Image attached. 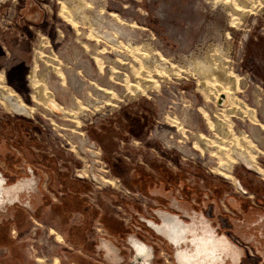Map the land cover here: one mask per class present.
<instances>
[{
    "label": "rangeland",
    "instance_id": "1",
    "mask_svg": "<svg viewBox=\"0 0 264 264\" xmlns=\"http://www.w3.org/2000/svg\"><path fill=\"white\" fill-rule=\"evenodd\" d=\"M4 1L0 0L1 81L20 101L33 107L34 114L28 115L32 119H25L11 114L10 108H0V170L16 177L23 175V166L30 165L36 173L30 181L39 184L45 206L20 227L12 226L13 250L5 258V246L0 245V261L182 264L176 249L179 246H171L163 231L169 212L155 200L160 191L165 192L162 183L167 186L160 178H164L161 168L195 186L202 183L198 170L208 178L205 187L211 176L231 188L239 178L249 190L248 200L258 203L254 190L264 189V180L246 171L242 162L236 161L233 177L224 180L213 165L203 167L191 156H198L202 150L197 137L203 135L209 141L205 156L215 163L231 157L229 146L237 144L264 168V0H81L87 6L91 25L75 20V11L64 13L63 0ZM116 40L123 43L121 48ZM112 47L122 51L121 58L114 56ZM199 52H217L224 58V70L234 83L233 90L228 89L231 94L226 107H219L217 97L222 91L218 92L216 81H208L205 89L196 74L184 66ZM144 55L153 62L151 66L142 58ZM114 59L119 61L112 62ZM53 65L58 66L56 73ZM31 72L30 83L27 75ZM36 75L46 78L43 87L52 92L60 109L75 117L61 115L33 99L35 85L40 82ZM131 85L137 89L134 91ZM250 109L253 116L248 114ZM255 126H259L262 139L252 134L250 127ZM169 136L174 147L164 143ZM216 147L223 148V155H227L216 152ZM188 152L193 155L181 154ZM84 171L87 176L79 179ZM141 172L152 177L151 186L158 178L162 183L145 192L135 185L134 177ZM113 179L130 193L115 185ZM13 180L14 187L22 183L30 187L28 180ZM147 180H141L142 187ZM13 186L8 188L15 193ZM175 191L181 197L178 188ZM58 192L68 194L73 203L82 201L98 207L127 224L130 232L124 238L108 237L118 248L117 254L96 259L76 252L79 249L73 241V223L77 204L59 216L52 207L59 201ZM126 205L138 219H133ZM146 219L156 223L158 229L148 225ZM182 219L190 227L187 235L195 239V226L200 222L192 217ZM263 226L259 236L264 234ZM52 229L55 233L49 234ZM103 230L95 226V231L105 237ZM55 234L61 236L60 243ZM130 241L145 258L136 259ZM194 243L198 244L196 240ZM185 244L183 241V247ZM191 249L188 246L189 252ZM149 253L154 257L147 258ZM256 260L258 264L263 262V258H254L247 263L256 264ZM213 263V258L206 257L204 264Z\"/></svg>",
    "mask_w": 264,
    "mask_h": 264
},
{
    "label": "crops",
    "instance_id": "2",
    "mask_svg": "<svg viewBox=\"0 0 264 264\" xmlns=\"http://www.w3.org/2000/svg\"><path fill=\"white\" fill-rule=\"evenodd\" d=\"M27 166L30 167V165ZM14 170L18 171V169ZM159 170L164 176V178L161 176L160 178L167 182V186L159 180L160 178H158L155 182L153 181V186L158 185L159 182L160 184L162 183L165 191L163 194L161 193L162 191H160V197L156 196L155 200H157L159 204H163L164 209L170 212V215L167 214L170 220L175 218L180 219L182 222V218L191 219L192 217L193 220H197L203 225L206 221L207 223L209 222L212 224L214 221L215 228H219L222 232L220 233L221 236L215 239L217 241L215 244L219 246V251H217V253L221 255L217 264H219L220 261L222 263L230 261L232 264H238L246 256L252 258H263L262 264H264V234L260 236L258 235V231L263 225L261 224V219L258 218H260L261 215H264V189L259 188L254 190V192L258 194L259 198L257 200L258 203L253 204L246 196L240 195L234 187L231 188V185L212 176L209 178V182L206 181L207 187H205V179L208 178L205 175H202L201 170H198L197 173L202 179V183L197 186L188 183L186 179H182V176L173 174L166 169L161 168ZM137 174V178L134 177L136 182L135 185L139 186V188L143 189L145 192L152 190V177L144 174L143 172ZM142 179L145 181L148 179L147 182H149L148 185H150H147V187L146 182L144 183V187H142ZM28 181L30 184V180ZM175 188H178L181 197L176 196ZM26 191L27 194H36V201H34L33 204H24L25 213L23 221L26 220L27 217L30 218L34 216L42 206H45L44 194H39V184L37 185L36 183V187L33 186L31 189L26 188ZM67 198L69 199L64 200V202L66 201L65 205L63 201L58 198L59 201L54 203L52 207L56 210V212H58V215L61 216L62 212L64 213L68 207L73 204H77L75 208L77 216L73 223L75 228V238L73 241L76 242V246L79 249V251L76 250V252H83L85 255L89 254L91 258L94 257L96 259H110L111 255L117 254L118 248L113 243V239L116 237L122 239L129 234L130 231L127 224L125 226L122 221L105 213L98 207L94 208L92 205H88L82 201H75L73 203L70 196ZM126 207L133 219L134 217L135 219L139 218L138 216H135V211L133 209H130L128 205H126ZM37 215H39V213H37L36 216ZM253 222L258 224L256 226H252L254 224ZM97 224L104 228V232L106 234L105 237L107 238H105L101 233L95 231V226ZM12 226L9 227L10 230ZM109 236L113 239H109ZM97 242L105 243L106 248H102V246L96 247L95 244ZM9 246L10 251L5 254V258H7V255H11L13 250L11 239ZM0 264H6V262L1 260Z\"/></svg>",
    "mask_w": 264,
    "mask_h": 264
},
{
    "label": "bare ground",
    "instance_id": "3",
    "mask_svg": "<svg viewBox=\"0 0 264 264\" xmlns=\"http://www.w3.org/2000/svg\"><path fill=\"white\" fill-rule=\"evenodd\" d=\"M65 3H66V10L64 11V13H69L70 14V12L72 11V13H73V11H75L76 13H77V17H79V18H77L76 16H75V14L73 15L74 17H75V20H81V21H83V22H85V23H88L89 25H91V19H90V16L87 14V6L84 4V2H82L81 0H63ZM64 6V5H63ZM64 8V7H63ZM65 9V8H64ZM62 13V12H61ZM64 15H67V14H64ZM74 22V21H73ZM93 26V25H92ZM94 28V27H93ZM98 30V29H97ZM97 30L95 31L96 32V34L98 35V32H97ZM94 31V30H93ZM92 31V32H93ZM94 32V33H95ZM90 34H92L91 33V31H90ZM92 36V35H91ZM96 37V36H95ZM94 37V38H95ZM92 38H93V36H92ZM97 39H98V37H97ZM116 42H117V45L118 46H120L119 48H121V46H122V42H120L119 40H116ZM113 44V43H112ZM127 46V45H126ZM146 47V46H145ZM113 48V50L114 51H116V54H114V56L116 57H119V58H121L122 56V54H120L122 51H120V50H118V48H115V47H112ZM131 48V47H130ZM207 51V50H206ZM120 52V53H119ZM131 53V52H130ZM137 53V52H136ZM206 53V52H205ZM203 53V54H201V52H199V53H194V55H193V57H189V59L187 60V61H185V64H184V66L186 67V68H190V73H195L196 74V76H197V81L199 82V84L203 87V88H208L207 87V85L209 84V83H211L212 81L214 82V81H216V83H217V85H218V92L219 91H222V92H220L219 94H218V97H217V100H218V98H219V96H220V94H225V97L222 99V101H221V103L219 104V107H226L229 103H230V94H231V92H229V90L228 89H232V88H234V83L232 84V82H230L232 79H229V76H228V72H226L225 70H224V68H225V66L223 65L225 62H224V58L219 54V53H214V55H209L208 53ZM139 55H141V54H139ZM143 55V54H142ZM147 63L148 62H150V66H151V64L153 63V62H151L150 61V58H147L146 57V55H144L143 57H142ZM229 58V57H228ZM227 58V59H228ZM226 58H225V61L227 60ZM115 62V61H119L118 59L117 60H112V62ZM158 62V61H157ZM186 62H188V63H186ZM146 63V64H147ZM223 63V64H222ZM158 64H160V63H158ZM229 64V63H228ZM148 65V64H147ZM149 66V65H148ZM149 66V67H150ZM227 66V65H226ZM100 69V68H99ZM149 69V68H148ZM152 69V68H151ZM150 69V70H151ZM226 69V68H225ZM56 70H59L58 69V66H54L53 65V71L56 73ZM0 72H4L3 70H1ZM144 72H145V68H144ZM36 77H37V79L40 81L39 83H36V85H35V88H34V95H33V99L36 101V102H42L44 105H47L48 104V106L52 109V111H54V112H57V113H59V114H61V115H68V116H70V117H72V116H74L73 115V113H71L70 111L69 112H64L63 110H61L60 109V106H58V104L56 103V102H54V97H53V94H52V92H50V91H46L45 89H44V87H45V85H47V81H46V78L45 77H43V76H38V75H36ZM141 78V77H140ZM3 78L0 76V95L2 96V97H4V100H1L0 101V106H3V108L4 107H7V108H9V106L12 108V110H14V111H17V112H14V111H12L11 109L10 110H8L9 112H11L12 114H14L15 116H20V117H22V118H27V119H32L33 118V116H31V117H29L28 115L29 114H34L33 113V107H29L28 106V108H26L24 105H23V102L22 101H20L19 99V101H16L12 96H11V93H8V94H6V93H4L5 91L4 90H6V91H8L7 89H6V87H5V85L2 83V80ZM29 79H30V83L33 81V77H32V72L29 74ZM235 79V78H234ZM32 80V81H31ZM212 80V81H211ZM208 81H210L209 83H207ZM236 81V80H235ZM4 82V81H3ZM141 82V81H140ZM143 83V82H142ZM34 86V85H33ZM44 86V87H43ZM227 86H229V87H227ZM131 87L134 89V91H135V89H137V87L135 86V85H131ZM147 89L148 88H150V86H148V87H146ZM216 89V90H217ZM233 90V89H232ZM215 92V91H214ZM228 94H229V97H228ZM53 101V102H52ZM59 107V108H58ZM81 109H82V107L80 108L79 107V109H78V111L82 114V111H81ZM219 109V108H218ZM213 111H214V109H212ZM229 110V109H228ZM227 110V111H228ZM230 111H232V108H231V110ZM19 112H25V113H22V114H20ZM78 112V113H79ZM247 112V111H246ZM63 113V114H62ZM75 113H77V112H75ZM233 113H234V111H233ZM28 114V115H27ZM245 114V113H244ZM248 114H249V116H253V110H251L250 109V112H248ZM262 114V113H261ZM217 115V114H216ZM247 114H245V116H246ZM264 115V114H263ZM83 116H84V114H83ZM75 117V116H74ZM73 117V118H74ZM219 121V120H218ZM217 123V122H216ZM215 123V124H216ZM220 123H222V120H221V122ZM218 124V123H217ZM220 125V124H219ZM215 126V125H214ZM213 126V127H214ZM224 126V125H223ZM259 127V126H258ZM258 127H256L255 126V129H254V127H250V130H251V132H252V134L256 137V138H258V139H262V135L259 133V130H258ZM220 128V127H219ZM223 128V127H222ZM157 131V129H155V131H154V133H157L156 132ZM166 132H167V130H166ZM165 132V133H166ZM169 133H170V131H168ZM167 132V133H168ZM257 132V133H256ZM166 133V134H167ZM199 134H201V133H199ZM225 134H227L226 132H225ZM228 135H230L231 136V134H227V136ZM195 136V135H194ZM226 136V137H227ZM229 136V137H230ZM170 136L168 137V138H166V139H164V143L168 146V148L169 147H174V143H172V142H170ZM194 139V138H193ZM197 140L199 141V143L200 144H202V150L201 149H199V151H198V156H196L195 157V155H194V157L193 156H191L192 158H194V159H198L199 161H201V162H203V164L204 165H207V164H209V162L208 161H206V160H208V158L205 156V152L206 151H208L207 150V144H209L208 142V140L203 136V135H200V138L199 137H197ZM210 140V139H209ZM208 141V142H207ZM93 143V142H92ZM94 144V143H93ZM211 145H213V144H210V146ZM214 146V145H213ZM231 147V148H230ZM250 147V146H249ZM251 147H254V145L252 146L251 145ZM229 148H230V151H229V149H228V152H230L229 154L231 155V157H229V158H226V156L225 155H227L226 153H225V155H223L224 153V149L223 148H219V147H216L215 149L217 150H215L216 152H219V154H222L223 156H225V157H222V158H224V159H222L221 161H219V162H217V163H215L214 162V164H213V169L219 174V175H221V177H223L225 180H230L232 177H233V169H234V164L236 163V161H238L239 163L240 162H242V164H243V166H245V168H247V170H248V172H250V173H253V174H260V173H262L263 172V169L261 168V166L257 163V161L256 160H254L253 158H254V156L253 155H250L249 154V152L246 150V149H244V148H239L238 146H237V144H233L232 146H229ZM177 149V151H179V149L178 148H176ZM180 152V151H179ZM209 153H212V151L210 152V150H209ZM181 154H190V155H193V154H191V153H181ZM212 155V154H211ZM254 165H255V167H254ZM247 166V167H246ZM24 168V170H26V167L25 166H23ZM256 167H258V170H257V168ZM32 169V171H34L33 170V168H31ZM84 174H82V173H80L77 177L79 178V179H84L86 176H87V174L85 173V171L83 172ZM90 177L91 178H93L94 180H95V176L92 174V173H90ZM234 180V179H233ZM236 180V179H235ZM113 183L115 184V185H117L116 183L117 182H115L114 181V179H113ZM240 184H241V186H239V189L241 188V189H244V186H242V183L240 182ZM102 187H104V186H102ZM119 188H121L120 186H118ZM122 189L124 190V192H126V193H130V191L125 187V185H123V187H122ZM135 197H136V199H139V197H138V195H134ZM103 232H104V230H103Z\"/></svg>",
    "mask_w": 264,
    "mask_h": 264
},
{
    "label": "flooded vegetation",
    "instance_id": "4",
    "mask_svg": "<svg viewBox=\"0 0 264 264\" xmlns=\"http://www.w3.org/2000/svg\"><path fill=\"white\" fill-rule=\"evenodd\" d=\"M9 0L4 1L3 3H6ZM88 14V13H87ZM114 17V16H113ZM75 18V17H74ZM78 18V17H77ZM115 18V17H114ZM41 48V47H40ZM0 75L2 77V73L0 72ZM29 75H27V80H28ZM29 82V80H28ZM5 85V84H4ZM6 90H4L6 94L11 93V96L16 100L19 101L18 98L14 95V93L9 89L8 86H6ZM28 87H30V83L28 84ZM229 97V95H228ZM4 100V97H2L0 95V101ZM33 101V99H32ZM23 105L28 108L29 105L25 104L23 102ZM30 107V106H29ZM9 108L12 110V108L9 106ZM14 111V110H12ZM17 112V111H14ZM20 114L25 113V112H19ZM26 114V113H25ZM28 115V114H27ZM31 115V114H29ZM194 138V135L191 136V139ZM200 138V136H199ZM36 173L33 172V175L31 177V179L35 178ZM29 171H28V167L26 168V170H24L23 175L19 174L18 176L14 177V175H10L7 174L6 172H3L2 170H0V245L5 246V250H4V254L7 253V251H10V239L9 237L13 238L12 235V230L9 229L10 226L12 225H16V227H20L21 223L23 222V216L25 213V209H24V204L25 203H32L35 200L36 196H31L29 197V194L26 193V191H24V189L22 190H18L17 189L20 187V185L18 184L17 186H13V179H16L15 181L17 182L18 180H20L21 182L25 181V180H29ZM24 183L21 184V186H23ZM13 189L16 190L17 192L13 193L12 192V188H8V187H12ZM30 192V191H28ZM59 193V198L63 201L64 205L66 204V201L64 202V200L69 199L67 198L68 196L65 193L62 192H58ZM13 198V202L10 201V198ZM139 197V196H138ZM29 199V202H28ZM31 204V205H32ZM67 207V206H66ZM167 212H169L167 210ZM64 214V213H63ZM170 215V212L168 213ZM175 215V214H174ZM261 219V224H264V215H261L260 218ZM186 221L188 222L189 220L186 219ZM185 221H180V219H175L173 218L172 220L170 219H166L164 221L165 224V228H164V233H166L167 237L172 241L171 242V246L172 244H177L178 248H176L178 250L179 253V257L180 260L182 262V264H204V261L207 258H213L214 263L216 264L217 261L219 260V258L221 257V255L219 253H217L218 250V245L215 244V239H217L218 237L221 236L220 233H222L220 231V229H216L215 228V222L213 221L212 223H207L205 222V224L201 225L200 223L196 224V229H197V237L199 239H197V237H195V239H192L193 235L189 238V234L187 235V232L190 231V227L189 225H187V223H184ZM149 225L156 228L157 225L156 223H154L153 221L149 220L148 221ZM254 224L252 226H256L258 223L253 222ZM260 223V222H259ZM188 226H186V225ZM207 224V225H206ZM200 226V227H199ZM189 228V230H188ZM158 229V228H156ZM192 232H196V230H193ZM55 233V231L49 230V234ZM259 234V231H258ZM201 235V237H200ZM207 237V239H206ZM55 240L58 241L59 243L61 242V236L59 234H55ZM132 239H136L137 241L141 242L138 238H132ZM196 240V242L198 244L195 245L194 241ZM183 241L186 242L185 247H183L182 243ZM202 245L200 248L198 245ZM96 247H101L102 248H106L105 243L103 242H97L95 244ZM188 246H191L192 249L190 250V252L188 251ZM139 253V252H138ZM136 254V259L137 260H142L143 258H145V256L143 255H139ZM149 257H154V254L152 255V253H149ZM182 257V258H181ZM194 261H191V260ZM196 259V260H195ZM254 258L252 257H244L243 260L238 263V264H248L247 261L249 260H253ZM260 260H262V258H258ZM188 260V261H187ZM262 262V261H261ZM259 261L256 260V264H258ZM150 264V261H149ZM222 264H232V262H223Z\"/></svg>",
    "mask_w": 264,
    "mask_h": 264
},
{
    "label": "built area",
    "instance_id": "5",
    "mask_svg": "<svg viewBox=\"0 0 264 264\" xmlns=\"http://www.w3.org/2000/svg\"><path fill=\"white\" fill-rule=\"evenodd\" d=\"M0 108H3V106H0ZM10 113H11V112H10ZM11 114H12V113H11ZM13 115H14V114H13ZM259 143H261V142H259ZM206 161H208L209 164L204 165L203 162H200V161H199V162H200L201 165H203V167L213 165L214 162H216V161L213 160V159H208V160H206ZM242 165H243V164H242ZM242 165H241V166H242ZM25 167H26V166H25ZM242 167H243L246 171H248L247 168H245V166H242ZM246 167H247V166H246ZM23 168H24V167H23ZM256 175L260 176L261 179L264 180V168H263V172H262V173H260V174H256ZM217 176H218V174H217ZM218 177L224 179V178L221 177V176H218ZM224 180H225V179H224ZM115 182H117L118 185H119L120 187H121V186L123 187V185H121V183H120L119 180H116ZM231 182H232V181H231ZM240 182L242 183V186H244V189H241V188L239 189V186H241ZM117 183H116V184H117ZM235 184H236V185H235ZM235 184L233 183L232 185H233L234 189H235L240 195H243V196H250L249 190L245 188V185L243 184V182L241 181V179L236 178ZM122 187H121V188H122Z\"/></svg>",
    "mask_w": 264,
    "mask_h": 264
},
{
    "label": "water",
    "instance_id": "6",
    "mask_svg": "<svg viewBox=\"0 0 264 264\" xmlns=\"http://www.w3.org/2000/svg\"><path fill=\"white\" fill-rule=\"evenodd\" d=\"M225 97V94H220V96H219V98H218V104H220L221 103V101H222V99ZM28 171H29V178L31 179V177H32V175H33V171H32V169L30 168V167H28ZM29 179V180H30ZM20 185V184H19ZM26 185V186H25ZM30 187L27 185V183H25L23 186H21L20 185V187L17 189V191L18 190H22V189H24V191H26V188L27 189H31V187H33V186H35L36 187V184L34 183V182H32V181H30ZM16 191V190H15ZM16 191V192H17ZM27 192V191H26ZM146 221V223L149 225V223H148V219H146L145 220ZM141 241V240H140ZM142 242V241H141ZM130 245L134 248V251H135V253H138V250H136V248H135V246H133V244H132V242L130 241ZM142 244H143V246L145 247V249H150L149 247H148V245L147 244H145L144 242H142ZM149 252H150V250H149Z\"/></svg>",
    "mask_w": 264,
    "mask_h": 264
}]
</instances>
